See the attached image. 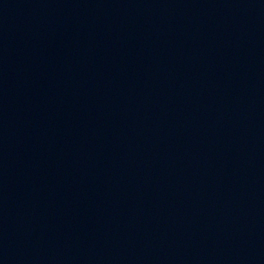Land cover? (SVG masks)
<instances>
[{"label": "water", "instance_id": "1", "mask_svg": "<svg viewBox=\"0 0 264 264\" xmlns=\"http://www.w3.org/2000/svg\"><path fill=\"white\" fill-rule=\"evenodd\" d=\"M0 264H264V0H0Z\"/></svg>", "mask_w": 264, "mask_h": 264}]
</instances>
